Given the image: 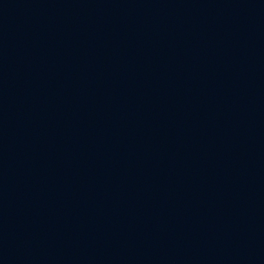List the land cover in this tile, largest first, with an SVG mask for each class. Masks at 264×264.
I'll return each instance as SVG.
<instances>
[{
  "label": "water",
  "instance_id": "95a60500",
  "mask_svg": "<svg viewBox=\"0 0 264 264\" xmlns=\"http://www.w3.org/2000/svg\"><path fill=\"white\" fill-rule=\"evenodd\" d=\"M0 264H158L71 0H0Z\"/></svg>",
  "mask_w": 264,
  "mask_h": 264
}]
</instances>
